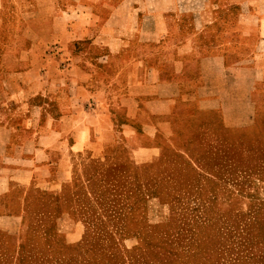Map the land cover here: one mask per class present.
Returning <instances> with one entry per match:
<instances>
[{
  "label": "crops",
  "instance_id": "obj_1",
  "mask_svg": "<svg viewBox=\"0 0 264 264\" xmlns=\"http://www.w3.org/2000/svg\"><path fill=\"white\" fill-rule=\"evenodd\" d=\"M262 136L264 0H0V233H61L109 171L168 155L220 185Z\"/></svg>",
  "mask_w": 264,
  "mask_h": 264
},
{
  "label": "rangeland",
  "instance_id": "obj_2",
  "mask_svg": "<svg viewBox=\"0 0 264 264\" xmlns=\"http://www.w3.org/2000/svg\"><path fill=\"white\" fill-rule=\"evenodd\" d=\"M214 12L217 23L206 32L224 43L223 22L236 10ZM242 139L220 185L195 178L177 155L167 156V166L109 171L117 182L84 216L67 218L61 233L36 217L18 234L0 233V264H264V234L248 216L264 197V137L250 138L252 152Z\"/></svg>",
  "mask_w": 264,
  "mask_h": 264
},
{
  "label": "trees",
  "instance_id": "obj_3",
  "mask_svg": "<svg viewBox=\"0 0 264 264\" xmlns=\"http://www.w3.org/2000/svg\"><path fill=\"white\" fill-rule=\"evenodd\" d=\"M263 178H264V176H263ZM262 182L264 183L263 179H262ZM233 190H235V189H233ZM237 190H238L237 194H239V190H240V192H242V190H244V188L240 187ZM257 199L260 200L261 203L258 204V207H257V210L255 211V213L253 214L252 213V209H251L250 210V214L251 215H248V216H250V219L252 217L251 220H253V217L258 219L259 231L261 232V234H264V197H260V198H257ZM245 217H246V214H245Z\"/></svg>",
  "mask_w": 264,
  "mask_h": 264
}]
</instances>
